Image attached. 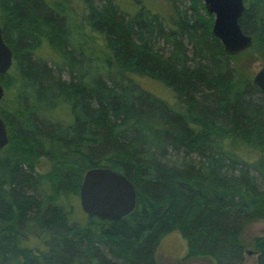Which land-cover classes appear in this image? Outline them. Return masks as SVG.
<instances>
[{
	"label": "trees",
	"instance_id": "obj_1",
	"mask_svg": "<svg viewBox=\"0 0 264 264\" xmlns=\"http://www.w3.org/2000/svg\"><path fill=\"white\" fill-rule=\"evenodd\" d=\"M102 1L0 0L18 72L1 76L18 105L0 108L11 153L0 163V264H157L159 243L175 232L188 246L184 261L244 264V230L264 220V91L233 63L253 46L264 51V0H244L239 21L253 41L238 55L212 34L203 0L181 11L168 0L163 18L142 0ZM147 34L171 44L168 57ZM43 45L51 57L38 53ZM145 76L170 87L175 103L145 90ZM227 138L259 157L246 160ZM44 156L62 168L39 173ZM102 166L131 179L136 207L116 221L79 219L83 175ZM254 242L264 264V236Z\"/></svg>",
	"mask_w": 264,
	"mask_h": 264
},
{
	"label": "rangeland",
	"instance_id": "obj_2",
	"mask_svg": "<svg viewBox=\"0 0 264 264\" xmlns=\"http://www.w3.org/2000/svg\"><path fill=\"white\" fill-rule=\"evenodd\" d=\"M120 3V7L123 8L128 2L126 0H118ZM135 1V0H134ZM94 3L98 6H102L104 1L102 0H94ZM136 3V2H135ZM143 5L150 10L151 12L160 13L161 17H167L169 11H172L171 3L168 0H142ZM204 3V2H203ZM130 4V3H129ZM173 4L179 7V11L188 9L191 4L190 0H175ZM71 9L74 10L75 13H79L81 11V7L78 5L77 1L72 2ZM1 15V13H0ZM162 17V18H163ZM164 20V19H162ZM93 35H88V39L90 41L93 39ZM97 37V36H95ZM145 37L149 38L148 40L155 50H158L161 54L165 57L171 53L173 47L169 42H166L165 38L159 37L155 34L150 35L147 34ZM94 40V39H93ZM98 41V39H97ZM96 41V42H97ZM92 42V41H91ZM95 42V40H94ZM101 42V39H100ZM99 43V42H97ZM184 44L188 48L189 52L188 55H192V46L188 45L187 39H184ZM97 45L95 50L97 51ZM247 52V51H246ZM41 56L45 58L51 57L53 54L50 47L43 45L40 47L39 52ZM233 66L236 64V67L242 68L245 72V75L249 78H253L255 73L262 68L264 65V51L259 49L258 46H253L250 48V53L247 55H241L234 60ZM50 64V63H49ZM9 70V72L15 76H17L18 72L14 65ZM60 75L62 76L63 80H68L69 75L66 69L61 71ZM140 84L143 85L144 89L150 91L156 96L162 98L166 103L169 105L175 103V98L172 90L170 87L168 88L164 83L160 81H154L153 79L149 78L148 76L138 78ZM17 101H16V94L14 90H5V94L3 98L0 100V108L5 110H15L17 108ZM228 139V138H227ZM226 139V144L229 149L235 150L239 155L243 156L248 161H254V159L259 157V152L257 150H253L243 142L241 143L239 140L234 138ZM171 156L174 158L176 153L174 151H170ZM10 152L7 149L0 150V163L9 160ZM35 170L39 173H46L51 172L57 167H61L59 162L55 159H50L48 157H40L39 159H35ZM5 169L4 166H0V173H2ZM259 188L264 191V181L260 178L258 179ZM75 207V214L79 219H85L87 214L84 213L80 203V195L74 201ZM83 215V216H82ZM82 216V217H81ZM1 227V226H0ZM0 231L1 228H0ZM244 243H245V263L244 264H257L258 254L256 253V245L254 239L257 236H264V220L257 221V223L250 224L244 230ZM23 243L25 242L29 247L36 249L39 247L40 249H44L43 241L37 238V236H31L28 240L24 235H22ZM158 249L156 251L155 257L157 258V264H212L207 258H200V259H189L188 261H184L183 257L187 253L188 246L186 245V240L184 237L178 233H169L168 235L164 236L162 241L158 245ZM107 255L110 254L107 252Z\"/></svg>",
	"mask_w": 264,
	"mask_h": 264
},
{
	"label": "water",
	"instance_id": "obj_3",
	"mask_svg": "<svg viewBox=\"0 0 264 264\" xmlns=\"http://www.w3.org/2000/svg\"><path fill=\"white\" fill-rule=\"evenodd\" d=\"M206 11L213 15L214 34L228 55H238L252 46L251 35L245 33L240 19L245 11L244 0H203ZM14 54L3 38L0 23V100L5 94L1 76L13 67ZM253 82L264 91V65L253 76ZM6 124L0 115V149L8 145ZM80 203L90 217L116 221L131 213L137 204V192L131 179L110 167H91L82 178Z\"/></svg>",
	"mask_w": 264,
	"mask_h": 264
},
{
	"label": "flooded vegetation",
	"instance_id": "obj_4",
	"mask_svg": "<svg viewBox=\"0 0 264 264\" xmlns=\"http://www.w3.org/2000/svg\"><path fill=\"white\" fill-rule=\"evenodd\" d=\"M8 44V43H7ZM9 45V44H8ZM11 48V47H10ZM12 50V49H11ZM12 53H13V51H12ZM1 150V149H0Z\"/></svg>",
	"mask_w": 264,
	"mask_h": 264
}]
</instances>
